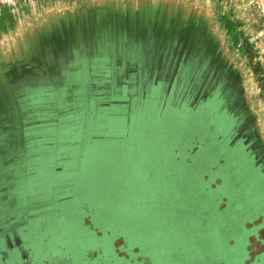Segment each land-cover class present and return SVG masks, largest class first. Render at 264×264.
<instances>
[{"label":"rangeland","instance_id":"374dc122","mask_svg":"<svg viewBox=\"0 0 264 264\" xmlns=\"http://www.w3.org/2000/svg\"><path fill=\"white\" fill-rule=\"evenodd\" d=\"M259 210L264 0H0V264H264Z\"/></svg>","mask_w":264,"mask_h":264},{"label":"flooded vegetation","instance_id":"af4514ba","mask_svg":"<svg viewBox=\"0 0 264 264\" xmlns=\"http://www.w3.org/2000/svg\"><path fill=\"white\" fill-rule=\"evenodd\" d=\"M258 217L259 220L257 221L256 224V233H255V237H256V243H257V250L252 256L250 261H252L254 259V257H262L264 256V234H262V231H264V212H262V210L258 211ZM262 247V248H261Z\"/></svg>","mask_w":264,"mask_h":264},{"label":"trees","instance_id":"16d2710c","mask_svg":"<svg viewBox=\"0 0 264 264\" xmlns=\"http://www.w3.org/2000/svg\"><path fill=\"white\" fill-rule=\"evenodd\" d=\"M247 47H248V45H246V49H245V50L247 51V55H248L249 53H248V49H247ZM241 152H242V151H241ZM242 153H243V152H242ZM243 162H244V163H247V162L245 161V159H243ZM254 171H255V172H254ZM254 171H253V172H254L256 175H259V174H260V173L257 172V170H254Z\"/></svg>","mask_w":264,"mask_h":264}]
</instances>
